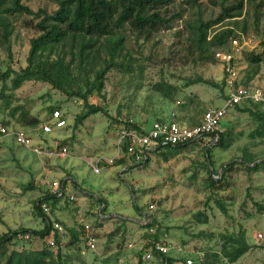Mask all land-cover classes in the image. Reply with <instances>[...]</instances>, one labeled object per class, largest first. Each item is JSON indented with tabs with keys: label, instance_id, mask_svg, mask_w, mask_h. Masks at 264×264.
<instances>
[{
	"label": "rangeland",
	"instance_id": "obj_1",
	"mask_svg": "<svg viewBox=\"0 0 264 264\" xmlns=\"http://www.w3.org/2000/svg\"><path fill=\"white\" fill-rule=\"evenodd\" d=\"M241 1L170 0L159 4L169 24L160 25L148 35L136 33L129 24L118 31L112 39L120 41L114 51L117 64L107 73L101 90L95 88L88 95V103L104 107L110 116L99 113L75 126L76 117L85 111L82 98L68 96L49 83L34 80L24 81L15 89L11 75L6 82L10 109L0 98V125L9 130L6 135L0 132V236L20 228L41 230L45 223L35 210L36 202L50 195L53 181L72 176L79 185L73 182L60 198L64 199L60 204L54 203L53 198L48 204L50 218L64 227V232L57 231L62 250L73 257L74 263L82 258L88 264L104 261L136 264L140 247L146 241V224L155 222L159 238L167 235L171 257L180 260V264L184 261L188 264V258L194 264H264V165L248 171L243 164L264 161V120L232 107L222 122V129L232 142L226 148H212L213 167L208 163L206 147H213L216 142L209 140L187 148L162 149L143 165L118 159L113 165L106 163L116 153L120 121L146 129L156 121L172 119L192 126L200 122L208 107L224 103L227 91L221 84L224 72L215 58L217 48L206 46L204 57L208 55L213 60L200 58L197 27L201 22L218 19L224 5L231 7ZM248 1L244 0L240 16L224 18L209 28L208 36L210 39L219 30L233 29L243 44L237 52L242 84L264 88V0ZM23 3L35 11L46 8L52 12L57 8L55 0H23ZM2 19L11 34L10 52L0 36V74L10 67L15 71L26 67L31 41L40 35L37 20L30 16L4 13ZM107 42L102 39L103 44ZM87 53L89 56L83 57L77 47L74 51L68 43L50 54L52 59L63 57L71 63L74 91L81 88L85 92L87 81L95 83L96 72L111 57L105 46L89 48ZM253 55L261 61H252ZM197 77L214 80L221 88L206 84L185 88L189 79ZM161 82L178 89L173 99L157 91ZM21 105L39 120L38 124L25 125L18 113L11 114L12 108ZM250 107L264 114L263 108ZM52 109L63 111L68 126L44 135L40 125L50 118ZM18 130L33 135L37 142L44 141L46 147L55 142L67 146L69 154L63 158L37 155L16 143L14 134ZM92 160H101V173L94 172ZM229 164L232 167L225 173L224 186H210V174L219 178ZM70 195L79 199L72 202ZM219 202L227 214L220 209ZM56 209L65 213L68 224L75 220L81 238L73 236V230L70 233L66 227L68 224L54 216ZM85 223L94 228L98 239L94 251L85 247ZM66 229L73 236L71 243L62 241ZM239 233L246 235L252 248L230 262L222 252V237ZM131 243L134 247L129 246ZM10 247L32 250L47 247L56 254L59 244L52 248L48 238L33 235L15 240ZM82 250L86 253L82 254ZM144 263L160 264V257L156 254L155 260Z\"/></svg>",
	"mask_w": 264,
	"mask_h": 264
},
{
	"label": "trees",
	"instance_id": "obj_2",
	"mask_svg": "<svg viewBox=\"0 0 264 264\" xmlns=\"http://www.w3.org/2000/svg\"><path fill=\"white\" fill-rule=\"evenodd\" d=\"M57 8L52 12H49L46 8H40L37 11L30 8L23 3V0H0V32L2 31V44L10 52L8 46L9 37L11 31L8 29V25L2 19L4 13L27 15L37 20L36 28L40 32V35L31 41V49L28 56V65L24 68H20L19 71H15L12 67L4 73L0 74V98L4 99L6 108L10 109L11 96L6 95V82L13 75V87L19 88L24 81L34 80L37 82L49 83L55 89L63 92L68 96H77L85 101V111L78 115L75 119V126L82 124L86 119L92 115L99 113L110 116L108 111L99 105H93L88 103V95L93 92L95 88L101 90L104 78L107 73L116 66L114 51L120 45V41L117 39L112 41L118 31H121L127 24H129L136 33L150 34L158 29L162 24H169L170 21L166 19L161 13L159 4L170 0H55ZM256 0H249L251 3ZM245 7L244 0L240 3L226 7L222 9L219 18L215 21L201 22L198 27L197 47L199 56L201 59L213 60L207 53V47L210 46L214 49L226 46L230 39L235 36L234 30L227 28L217 31L208 36V30L213 25L221 22L224 18L239 16L242 14ZM233 12H236L233 14ZM105 38L108 42L102 43V39ZM71 44L75 51L83 57L87 58L90 53L87 50L92 47L101 46L106 47L108 53L111 55L105 67L96 72L95 83L87 81V90L84 92L81 88L74 91L73 82L75 81L73 76V69L71 63H67L63 57H57L52 59L50 55L54 49L62 48L67 44ZM78 45V46H77ZM49 51L48 54L45 52ZM255 63L261 61L259 56L253 55ZM98 82V84H97ZM206 84L213 88H221V85L210 79L203 77H197L189 79L184 85L185 88L196 85ZM225 86L224 81L221 83ZM157 91L161 92L165 97L173 99L178 89L165 82H161L157 86ZM252 104L244 103L236 105L235 107L241 112H248L254 116L257 120H264V114L254 112L250 108ZM255 106V105H254ZM258 107V106H256ZM52 109L51 112H53ZM19 114L20 121L25 125H36L39 120L36 117H32L30 112L24 106H17L12 108L11 114L15 116ZM127 125H133L135 128L141 127L137 124L127 123ZM194 126V125H192ZM232 142V138L226 132L218 133V139L213 147H206V157L211 167L214 166V162L211 157L212 148L220 147L226 148ZM198 141H190L188 143L178 145H165L160 146L153 150L147 159L138 163L143 165L149 162L152 154L160 152L162 149L176 150L179 148H187L190 145H194ZM244 167L248 171H255L260 166L264 165V161L251 165L252 163H243ZM231 164L227 165L220 177L213 173L209 176V184L212 187L224 186L226 183V171L231 168ZM218 175V174H217ZM60 199L49 195L38 200L35 204V210L37 214L42 217L45 226L41 230H35L30 228H20L18 230H11L2 236H0V264H88L84 259H79L74 263L73 257L63 252L60 244V236L57 231L54 232L56 242L59 244V249L55 254L49 248L44 247L38 250L32 249H16L10 247L11 244L20 235H37L41 238H48L53 233L52 220L47 217L42 210V204L48 203L49 199ZM220 209L227 214L225 206L219 202ZM205 219L204 222H206ZM155 227V222L147 223L146 228V245L143 250L138 253V262L136 264H145L142 256L143 253L151 246V240L155 241L159 239V231L156 229L155 233L150 232V228ZM75 236V235H74ZM223 238V255L230 261L235 262L241 256L251 250L252 246L246 240L244 233L237 235H225ZM29 239V238H28ZM159 261V260H158ZM180 260H175L169 255H161L160 264H180ZM186 264V261L183 262ZM92 264H110L108 261L102 263Z\"/></svg>",
	"mask_w": 264,
	"mask_h": 264
},
{
	"label": "built area",
	"instance_id": "obj_3",
	"mask_svg": "<svg viewBox=\"0 0 264 264\" xmlns=\"http://www.w3.org/2000/svg\"><path fill=\"white\" fill-rule=\"evenodd\" d=\"M243 48L241 40L233 36L226 46L217 48L215 52L216 60L222 65L224 72V83L226 88V98L221 106L208 107L200 122L194 126L172 119L159 120L152 124L148 129L135 128L133 125L120 121L119 138L117 142V150L114 157L107 159L108 165H113L118 160H128L131 163H140L147 159L148 155L160 146L178 145L188 143L190 141L205 142L207 140L215 143L218 139V133L223 132L222 122L227 117L229 110L236 105L250 103L264 109V88L256 86H246L242 84V78L237 62V52ZM178 103H180L178 101ZM132 124V123H131ZM68 126V121L64 117L61 109H55L50 118L40 125V129L44 135H52L56 132L63 131ZM0 132L4 135L9 134L6 126L0 125ZM213 134H216L214 136ZM17 144L30 149L37 155L49 158L67 157L69 150L67 146H59L58 143L46 147L44 141L37 142L35 137L24 130H18L15 134ZM101 162V160H99ZM98 161H90L95 173H101V167ZM68 190L65 181L55 180L50 185V195L56 197H64ZM69 200H76L74 195H70ZM43 213L50 218L51 206L48 203L42 204ZM52 220L53 232H64L63 225ZM156 228H150L151 233H155ZM83 239L85 247L89 250H96L98 239L95 235L94 228L89 224H84ZM167 235L160 237L158 240H151V246L143 253V261H153L156 254L169 255L171 244L166 238ZM262 236V235H260ZM28 239L30 235H20L19 239ZM48 242L52 248L56 247V239L52 233L48 237ZM147 241L140 247L143 250ZM130 247H134L131 243ZM86 251L82 250V254ZM188 264H194L193 259H187Z\"/></svg>",
	"mask_w": 264,
	"mask_h": 264
},
{
	"label": "crops",
	"instance_id": "obj_4",
	"mask_svg": "<svg viewBox=\"0 0 264 264\" xmlns=\"http://www.w3.org/2000/svg\"><path fill=\"white\" fill-rule=\"evenodd\" d=\"M63 181H65L66 183H67V186L69 187V186H71V184L74 182V184L76 185V186H78L79 184L77 183V181H78V179L76 178V177H72V176H69V177H65L64 179H63ZM85 198V197H84ZM84 198H82V201L81 202H83V200H84ZM79 199V198H78ZM77 198H76V200H78ZM62 200H64V199H62ZM62 200L61 199H54V203H58V204H60L61 202H62ZM57 204V205H58ZM53 214H54V216L58 219V220H62V221H64L65 223H67L68 224V219H67V217H65V213H62V212H60L59 210H55L54 212H53ZM61 221V222H62ZM74 221L75 220H73L71 223H69L66 227H68V229H69V231H70V233L72 232V230H73V232H74V234H73V236L74 235H76V237H82V234H81V231H80V229H79V227H77L76 225H75V223H74ZM65 226V225H64ZM72 229V230H71ZM62 236V241H64V242H73V236L72 235H70L69 234V232L67 231V229H66V232L63 234V235H61ZM76 239V238H75Z\"/></svg>",
	"mask_w": 264,
	"mask_h": 264
},
{
	"label": "water",
	"instance_id": "obj_5",
	"mask_svg": "<svg viewBox=\"0 0 264 264\" xmlns=\"http://www.w3.org/2000/svg\"><path fill=\"white\" fill-rule=\"evenodd\" d=\"M214 136H216V134H213ZM193 141H195V140H193Z\"/></svg>",
	"mask_w": 264,
	"mask_h": 264
}]
</instances>
